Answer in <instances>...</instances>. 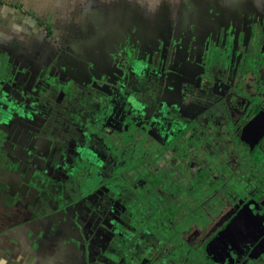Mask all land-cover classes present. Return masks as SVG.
<instances>
[{
	"label": "rangeland",
	"instance_id": "rangeland-1",
	"mask_svg": "<svg viewBox=\"0 0 264 264\" xmlns=\"http://www.w3.org/2000/svg\"><path fill=\"white\" fill-rule=\"evenodd\" d=\"M149 46L157 48V45ZM161 46L167 47V53L170 48L171 54H166V56L160 54L161 57L156 52L154 54L152 49L144 48L142 45L136 49L135 45L125 43L122 44L120 53L104 61L102 65L90 61L87 58L90 56L88 54H77V56L66 54L72 57L65 59V62L49 59L37 61V64L35 61L20 59L11 61L14 63L12 79L0 91L2 122L9 126L7 136L0 132V262L2 264H119L120 262L127 264H184L183 260L165 259L172 247L164 236L156 235L151 227L138 230L130 224L131 217H125L121 221L119 215L124 212L127 201L133 195V193L131 195L128 193L125 184L112 181L113 190L116 192H111L108 186H101L89 198L86 197L78 204L67 207L64 213L55 210L47 193H43L40 200H34L30 196L31 193H38L34 184L39 189H41V185L45 184L52 195L59 194L63 195L61 198H65V185H67L65 181L69 180L73 168L62 171L52 166L53 161L58 158V147L72 145L81 149L88 148L93 155L108 156L107 139L108 136L114 137V135L109 134L110 130L107 127L113 124L114 128L119 131L123 126V121L114 114L104 119L100 111H94L93 108H90L91 112L89 110L86 114L85 109L89 108V102H85V94L78 91V88L80 84L91 83L93 85L92 80L102 81L104 85L102 89L108 93H110L111 86H116L120 93H125L123 100H126L127 115L129 116L139 114L144 120L163 117L182 121L186 124L181 134L184 137L196 133L202 129V126H209L207 130L210 139L204 137L203 134L196 135V139L197 141L198 139L208 140V143L204 144V149L210 150L211 156L213 154L212 147L215 145L220 143V145L228 146L233 139L230 132L234 127L232 123L234 120L230 118L229 110L235 116V120L240 123L246 117L240 113L237 106H233V97L231 99L226 96L234 91L244 97L256 96L248 90L243 91L248 89L246 87L250 86L249 83H253L252 76L247 77L245 88L236 82H238V75L245 64L257 67V63L239 58H229L227 61L209 60L206 63V60L194 56V45L181 44L183 51L180 54H176V48L180 44L173 43V41ZM146 52L148 54H145ZM178 54L181 55L180 59L175 60ZM145 57H148L147 62L153 66L149 65L148 68L143 62L134 64L132 61L136 58L143 61L146 60ZM254 59L264 62V57L258 53ZM158 61L159 76L156 74L159 69L155 66ZM24 62L27 69L19 70L21 63ZM71 63L73 64L71 65ZM204 68L213 79L211 80L206 75L204 77L211 81L200 80L199 77L203 75ZM43 70L45 80L42 84L47 91L38 100L34 97L28 100L23 85L30 74L38 75ZM92 71L95 73L93 74ZM261 71L259 70L258 74ZM19 72L21 74L17 75ZM144 73L147 76H144ZM148 73L151 75L149 76ZM66 86H71L74 92L66 94L63 91V87ZM45 87L43 88L45 89ZM113 96L115 99L111 100V102L114 101L112 110L120 113L122 112V108L119 106L122 100L121 96L119 93ZM92 106L97 107L94 104L90 107ZM231 107L235 109H230ZM221 113L224 117L221 119L222 121H220ZM86 115L90 117V122L94 123L91 125L93 123L89 122L88 129L92 131L93 139L87 146L83 141L87 134H84V130L76 131L74 128L84 122ZM165 119L157 118V121L163 124ZM98 131L106 137L99 135ZM25 140H28L27 145H25ZM236 140H232L233 150L214 148L218 160L225 159V154L229 156L237 152L241 143ZM194 147L192 146V148ZM190 151L193 152L192 149ZM136 153L139 154L138 149H136ZM70 154L73 156H69ZM70 154L67 156L68 160L74 157L81 159L83 155L78 150L72 151ZM112 154L114 157L110 156L104 161L103 169L94 174L96 177L106 178L117 175L114 170L122 160L116 157L125 153L118 149L112 150ZM131 155L127 153L123 159L129 158ZM168 155L166 154V157ZM199 156L201 158L204 156L201 149H199ZM125 160L123 169L133 171L138 163L135 160L127 162ZM209 160L214 161L215 159L210 158ZM228 160L230 161V159ZM58 162L61 164V159ZM216 162L217 160L213 164H209L208 175L210 174L209 176L215 179L220 175L226 177L225 171H221L216 166ZM175 163L178 164V160H175ZM219 164L224 170L232 168L225 161L224 163L219 162ZM16 165L17 167H15ZM192 169L198 170L195 166H192ZM251 169L252 166L249 165L244 167V172L242 169L237 171L233 169V173L229 175L227 181L224 178L220 181L243 185L239 179L241 174L238 171L240 170L243 172V177L249 178V182H261L257 180L264 175V172L256 169L257 172L253 173ZM35 170H42L52 179L51 183L48 185L45 182L41 184L40 181H36ZM227 171V174L230 173ZM171 176L173 180H176L179 173L172 169ZM162 178L163 176H161L163 185ZM157 180L159 179L153 177V181ZM60 183H64V185ZM134 195H136L135 199H154L151 197L154 195L153 189L139 190ZM189 196L183 195L181 201V204H192L189 213L178 218L179 220H176V224L172 228L175 231L172 240L183 252H186V249H183L184 247L180 243L181 236L183 237L182 229L188 230L189 227L194 226L203 229L206 225L210 226L214 219L215 209L221 207L218 201L219 197L213 199L209 195L205 200L201 198L202 200H194L193 203L191 199L189 200ZM178 200L180 199L174 198L172 208L178 206ZM57 201H59L57 202L59 205L62 204L60 203L62 200L57 199ZM54 211L55 213H53ZM163 229L169 228L165 226ZM160 231L163 233V230ZM170 234L168 233L169 236ZM197 253L198 250L194 249L190 256L193 258ZM175 257H178L177 254ZM195 258L197 259L198 255ZM199 261L201 263L202 259Z\"/></svg>",
	"mask_w": 264,
	"mask_h": 264
},
{
	"label": "flooded vegetation",
	"instance_id": "flooded-vegetation-1",
	"mask_svg": "<svg viewBox=\"0 0 264 264\" xmlns=\"http://www.w3.org/2000/svg\"><path fill=\"white\" fill-rule=\"evenodd\" d=\"M193 47L195 48L194 51H196L194 53V56L200 57L201 60H206V63H208L209 60L227 61L229 59L228 57H226V59L223 58L206 59L205 57L206 54H204L203 52L202 45H196V46L194 45ZM206 47H208V45ZM179 54L175 60L180 59L181 55ZM163 55L166 56L165 54ZM111 56L113 57L114 53L111 54L110 57ZM255 56L246 57L245 59L255 61L254 63H257L258 66L251 67L250 64H245L238 75L239 76L238 82H236V84H242L243 87L245 88L247 77L252 76L253 83H249L250 86L246 87L248 89H244L243 91L248 90L249 92H253L256 96L244 97L241 94H237L236 91L227 94L226 96L227 98L233 97V106L234 105L237 106L238 109L240 110V113L241 114L243 113L246 119L244 121L242 120L241 123L236 121L235 116H233L231 114V110H229L230 118L234 120V122H232L234 127L230 132L231 138L233 139H231V142H229L228 146L223 144L220 145L219 143L218 145L212 147L213 148L212 156L210 155L211 152L210 150L208 151V149L206 150L204 149V144L208 143V140L205 141L204 139L203 140L198 139L197 141L196 139V135L199 134L201 135L203 134L204 137H208V139H210L207 130L209 126L208 127L202 126V129L198 130L196 133L191 134L188 137H184L181 134L186 124L183 123L182 121L165 119L163 117H152L153 120L157 118H162L166 120V121L164 120L165 122L163 124L160 123L161 127L158 126V128H156L158 130H161L162 127H164L163 130H166L169 133V137L166 138L167 140L165 141L163 146L160 147L159 149L165 147L169 148L167 149L166 154H169L168 156L171 158L170 164H174L175 160H178V164H183V167H181L180 171L174 170L176 169L175 167L173 169L175 172H180L182 174L180 176L179 173L180 177H177L176 180H173L170 171V174L168 175L167 179L164 182V184H166V189H164V186L162 185L161 181L159 180L154 181L155 183V188L153 189L154 195L151 196L154 199L152 200L149 198L148 200L145 201L148 204L150 203V201H153L152 202L153 206H149L152 208L151 211L143 212V213L138 211L137 213H134V212H129V210L126 209L125 206L124 212L120 213L119 218L122 221L124 220L125 217H129V218L131 217L129 220L130 224L133 227L137 228L138 230H141L145 227H151L153 232L156 233V235L160 237L164 236L166 241H168V243H170L172 247V249H170L165 259L183 260L184 264H264V175L258 178L257 181H261V182H257V183H251L249 182V178L242 176L244 172V167H247L248 165L252 166L251 172L253 173L256 169L257 171L262 170L264 172V89L262 88L259 89L257 85L258 83L264 82V68H263L264 62H261L259 59L258 60L254 59ZM87 58L90 59V61H95V63L98 62L101 65L103 64L104 61L109 60V58L106 57L103 58L102 55L97 53H95L94 55H90V57ZM147 58L148 57H145L146 60L143 61H140L137 58L134 60H138L139 64H142L143 62L145 66L146 64L151 65L147 62ZM3 60L5 61L7 59H1L0 64H3L2 62ZM134 60L132 61L134 62ZM8 61L10 63V67H8L10 70L9 71V75H10L9 82H10L14 71L13 70L14 63H12L11 60L9 59ZM56 61L65 62V59H57ZM72 64L73 63H71V65ZM155 66L157 69H159V72L156 73L157 76H159L160 73L159 61ZM25 68H26L25 62L21 63L19 70L21 69L23 71L25 70ZM259 70L262 71L261 73L258 74ZM92 72L93 74L95 73V71ZM207 72H208L207 69L204 68L203 75H200L199 77L200 80L211 81L213 79L211 74ZM18 74H21V72L17 73V75ZM93 74L91 75V78ZM32 75L33 74H30L27 80L28 81L31 80L34 82L35 80L32 77ZM38 75L42 76L41 83H43V81L45 80L44 70ZM204 75L210 77L211 80L206 79ZM144 76L147 75L144 74ZM27 80L23 85L24 90L26 84L28 83ZM47 80L49 79L47 78ZM9 82H7L6 84L8 85ZM86 85H92V84L88 83ZM82 86L85 85L80 84L78 91H80ZM43 87L45 86L42 84V88ZM66 87H71V86H66ZM94 87L96 86L94 85ZM102 87H98V89L103 91ZM115 88L119 91V89L116 86H111L109 90L110 93H108L107 91L104 92H106L108 95H113V89ZM46 91L47 89L45 87V89L41 94L40 93L38 94L37 92V94H32V96L29 97L27 96L26 98L28 100H31V98L34 97L36 98V100H38V98L41 97L42 94H44ZM121 94L125 95V93H121ZM123 98L121 99L123 100ZM124 101L126 102L125 99ZM230 109H235V108L231 107ZM138 116L140 117L139 114ZM223 118L224 117L222 116L221 113L220 121H222L221 119ZM147 120L149 121L151 119H147ZM111 126L114 127L113 124ZM151 135L155 138L159 137L157 130H153L151 132ZM236 139L241 143V145L238 147L237 152L234 155L230 154L229 156H226L225 154V159L218 160L214 148L217 147L216 149L226 150V151L233 150L234 144H232V140L234 141ZM185 145L187 147L184 150L182 147ZM192 146L195 147L192 148ZM189 149L190 150L192 149L193 152L190 151ZM199 149H201L202 155H204L202 158L199 156ZM207 151L208 154L206 153ZM210 158H214L215 160L210 161L209 160ZM228 159H230V161ZM216 160H217L216 166H218V168L221 171H225L224 173L226 176L223 177L222 175H220V177H217V179L219 180L209 176L210 174L208 175V171H207L209 164H213ZM61 161L63 162V160ZM224 161L228 162L230 164L229 166L232 167L230 169H226L228 170L227 172H230L228 174L226 173V170L222 169L221 167L222 165L219 164V162L224 163ZM57 164L60 163L58 162ZM178 164L175 163V166ZM52 166L55 167L53 164ZM192 166L197 167L198 170L197 171L193 170ZM15 167H17V165ZM56 168L60 170L59 167ZM233 169H236V171L238 169L243 170V172L240 170L238 171V173L241 174V177H239V179L242 181L243 185L236 183L231 184L230 182L229 183L231 185L230 187V185L227 182L220 181L223 178L225 181H227L226 179H228L229 175L233 173ZM154 170L157 171L156 174H158V176L161 177L159 169H154ZM37 173H41V175H43L46 178V180L50 179L52 181V179L49 176L45 175L42 170H35L34 175H36ZM233 180L235 179L233 178ZM67 181H65V183H67ZM176 181H178V183ZM72 182L76 187L77 184L76 181L73 180ZM205 183H207V185H205ZM60 184L62 185V183ZM125 185L128 188V193H130L131 195V193L133 192L129 189L128 187L129 185L128 184ZM135 185L136 184H132V187L135 189L143 188L142 187L143 181L140 180L138 184L136 186ZM220 188L222 189L220 190ZM146 190L149 191L152 189H146ZM183 195L184 196L190 195L189 200L191 199L193 203L194 200L199 201L201 198L205 200L209 195L212 196L213 199L219 197L218 201H219V205H221L220 209H215V214L213 215L214 219L213 222L210 224V226L206 225L203 227V229L198 228V226L189 227L188 230L182 229L183 237L181 236V234H179V236H181L180 243L184 247L183 249H186V252L181 251L180 247H179L180 249H178L177 244H174L172 240L173 232H175L173 231L172 228L174 224H176V220H179L178 218H181L183 215L189 213L190 210L189 208L192 206V204L186 205L187 203L181 204ZM133 196L134 193L132 195V198ZM132 198L129 201H127L126 205L128 204V202L132 200ZM174 198H176V200L179 198L180 200H178L177 203L178 206L172 208L173 207L172 202ZM63 199L65 198H60V200H62L60 203H63ZM72 205L74 204H70L63 209H59V208L56 209V207L60 206L59 203H57V205L55 206V210L57 212L64 213L67 207ZM185 210H187L188 212H186ZM53 213H55V211ZM165 226L168 227L169 229H163ZM160 230H163V233H161ZM168 233H171L170 236L168 235ZM194 249L198 250L197 259L195 258L197 255L193 258L190 256V254L193 252ZM175 254H177L178 256L177 258L175 257ZM199 259H202V261L204 262L201 261L200 263ZM119 264H127V263L120 262Z\"/></svg>",
	"mask_w": 264,
	"mask_h": 264
},
{
	"label": "crops",
	"instance_id": "crops-1",
	"mask_svg": "<svg viewBox=\"0 0 264 264\" xmlns=\"http://www.w3.org/2000/svg\"><path fill=\"white\" fill-rule=\"evenodd\" d=\"M172 41L180 44L176 54L183 51L181 44L186 43L202 45L206 59H245L257 53L264 57V3L0 0V60L20 59L37 64L47 59L95 53L110 59L111 54L121 52L125 43L135 45L136 49L142 45L154 54L170 55V48L167 53V47L161 45ZM257 85L264 89V82Z\"/></svg>",
	"mask_w": 264,
	"mask_h": 264
},
{
	"label": "trees",
	"instance_id": "trees-1",
	"mask_svg": "<svg viewBox=\"0 0 264 264\" xmlns=\"http://www.w3.org/2000/svg\"><path fill=\"white\" fill-rule=\"evenodd\" d=\"M2 62L3 64H0V91L3 90L4 85L7 82H9V79H10V75H9L10 70L8 68L10 67V63L8 59L5 61L3 60ZM136 62H138V60H134L133 63L135 64ZM145 67L149 68V65L146 64ZM148 74L151 75V73H148ZM32 77L34 78L35 81L33 82L31 80L30 81L27 80L28 83L26 84V87H25V91L28 97L32 96V94H37V92L38 94L39 93L41 94L44 90L42 88V83H41L42 76L33 75ZM93 84L99 87L104 86L102 81H98V82L93 81ZM94 85L93 86L85 85V86H82L80 89V92L82 91L85 94L84 98L86 102H89V105H88L89 108L85 109L86 114L87 112H89V110L91 112L92 108L94 109V111L99 110L100 114L104 116V119L108 116H111V114H114L117 117L123 119V126L121 127L119 131H117L113 126L107 127L110 130L109 134L114 135V137L108 136V139H107V142H108L107 145L109 147V151H107L108 156L102 155V154L93 155L91 151H89L88 148L81 149L79 147L72 146V145L68 147L62 145L57 148L58 158L55 159L52 164L55 167H59L60 170L68 171V168H71V169L73 168V170L71 171L72 173L69 177V180L66 183L67 185H65V188H66L65 200L59 207H56V209L58 208L63 209L70 204L79 203L83 198L87 196L89 197V195H91L95 190H97L98 188L104 185L108 186L110 188V191L112 192L114 191L113 190L114 184H112V181L114 180L122 183L123 185L128 184L129 189L133 193H137V191L139 190L145 191L146 189H154L155 183L153 181V177L158 178L159 181H161V177H159L158 174H156L154 169H159L160 176H163L162 182L164 183L168 175L170 174V171L174 169V167L176 168L174 170H178V171H180L181 167H183V164H178L176 166L173 164H170L171 158L169 156L166 157L167 149H169L168 147L159 149L160 147L163 146V144L167 140L166 138L169 137V133L166 130H163L164 127H162L161 130L156 129L158 128V126L161 127L157 119H154V120L151 119L148 121V120H143L138 115L136 116L127 115L128 106L126 105V102L124 100H121L119 103V106L122 108V112L120 113L115 112L114 110H112L114 101L111 102V100L115 99V96L113 95L118 94L119 91L115 88L113 89V95H108L106 92L98 89V87H94ZM63 89L66 94H72L74 92V90L71 87H65ZM119 94L121 98L124 97V95H122L121 93ZM92 104L96 105L97 107L95 106L90 107ZM2 108H5V107H2ZM89 118L90 117L86 115L85 119L83 120L84 122L74 127L76 131L81 129V130H84V134H87V136L83 138V141L85 142L86 146L88 144H91V141L93 139L91 137L92 131H89L88 129L89 122H90ZM2 120H3V114L0 110V132L4 134L5 136H7L9 132V126L5 125L2 122ZM90 123H93V122H90ZM91 125H94V123ZM153 130L158 131L159 137L155 138L151 135V132ZM98 132L100 133L99 135L106 137V135L101 134L100 131ZM24 142H25V145H27L28 140H25ZM186 147L187 146L185 145L182 148L185 150ZM118 149H120V151L122 150V153H125V154L120 155V157H116L122 160L121 164L118 167H116L114 170V173H117V175L112 176V177H106V178L96 177L94 174H96L97 171L100 172V170L103 169V166H104L103 163H105L104 161H106V159L109 158L110 156L114 157V154H112V150L116 151ZM136 149H138L139 154L136 153ZM77 150L82 152L83 154L82 158L80 159L79 157H74L71 160H68L67 156L72 151L75 152ZM127 153L132 154L130 156L132 158L130 157L127 159L125 158L126 159L125 160L123 159V157H125ZM69 156H73V155L70 154ZM59 159L63 160L64 164H62V162L61 164H57ZM124 160L126 162L135 160V162L138 164L133 171L123 169ZM163 170L165 171V173ZM181 174L182 173H180V176ZM34 178H36V181H40L41 184L42 182H45L48 185L51 183L50 182L51 180L50 179L46 180V178L43 175H41V173H37L36 175H34ZM73 180H75L77 183L76 187L74 183L72 182ZM140 180L143 181V185H142L143 188H139V189L133 188L132 184H138ZM176 182L178 183V181ZM163 186H164V189H166V184H163ZM34 187L38 191L37 194L31 193V197L34 200H40L41 196L43 197V195L47 193L49 195V200L52 202L53 205L55 204L54 206H56L58 202L57 199H60L63 196L59 194L52 195L49 189L47 188V185L45 184L41 185V189H39L36 186V184H34ZM135 196L136 195H134L132 200L128 202L127 205H125L126 209H128L129 212L137 213L139 211L143 213V212H149L152 210V208L149 206H153V203H152L153 201H150V203L148 204L147 202H145L146 200H143L140 198L135 199L134 198ZM128 207L129 208L131 207V208L129 209Z\"/></svg>",
	"mask_w": 264,
	"mask_h": 264
},
{
	"label": "snow or ice",
	"instance_id": "snow-or-ice-1",
	"mask_svg": "<svg viewBox=\"0 0 264 264\" xmlns=\"http://www.w3.org/2000/svg\"><path fill=\"white\" fill-rule=\"evenodd\" d=\"M261 3H264V0H261ZM145 7H147V5H145Z\"/></svg>",
	"mask_w": 264,
	"mask_h": 264
}]
</instances>
